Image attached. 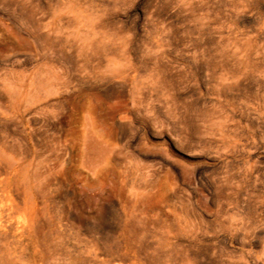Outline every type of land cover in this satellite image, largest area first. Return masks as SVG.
I'll return each mask as SVG.
<instances>
[{
  "label": "rangeland",
  "instance_id": "374dc122",
  "mask_svg": "<svg viewBox=\"0 0 264 264\" xmlns=\"http://www.w3.org/2000/svg\"><path fill=\"white\" fill-rule=\"evenodd\" d=\"M0 264H264V0H0Z\"/></svg>",
  "mask_w": 264,
  "mask_h": 264
}]
</instances>
